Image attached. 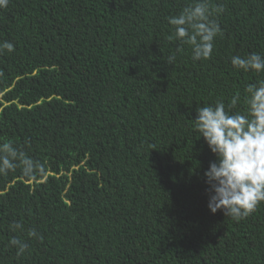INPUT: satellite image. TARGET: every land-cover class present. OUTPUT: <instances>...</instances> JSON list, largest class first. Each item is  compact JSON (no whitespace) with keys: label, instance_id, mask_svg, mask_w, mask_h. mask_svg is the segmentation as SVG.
Wrapping results in <instances>:
<instances>
[{"label":"trees","instance_id":"1","mask_svg":"<svg viewBox=\"0 0 264 264\" xmlns=\"http://www.w3.org/2000/svg\"><path fill=\"white\" fill-rule=\"evenodd\" d=\"M194 2L0 8V43L15 45L0 52V142L44 166L33 180L20 167L0 176V264H264V202L239 222L213 214L204 171L216 157L193 131L197 106L242 103L264 79L231 64L264 55V0H209L223 35L201 61L168 40L167 17Z\"/></svg>","mask_w":264,"mask_h":264},{"label":"clouds","instance_id":"2","mask_svg":"<svg viewBox=\"0 0 264 264\" xmlns=\"http://www.w3.org/2000/svg\"><path fill=\"white\" fill-rule=\"evenodd\" d=\"M8 3L9 0H0V8H6ZM222 12L221 5L212 8L209 0H195L179 15L167 17L173 27L168 40L188 45L194 61L210 59L215 38L223 35L220 24L212 17ZM14 49L15 45L9 41L0 43V52ZM175 61V54L166 60L171 65ZM231 64L245 72L264 73V55L260 53L253 52L247 57L234 55ZM244 92L242 103L237 93L227 107L222 99L207 106H197V116L193 119V131L203 137L216 157L204 171L208 208L213 214L221 210L237 222L252 215L264 202V79L249 83ZM238 105L240 110L233 111ZM17 167L27 180L44 174V166L11 141L0 142V176H7ZM10 228L22 230L23 225L14 222ZM28 236L42 239L35 229H30ZM10 244L17 249V256L29 249L28 243L15 237Z\"/></svg>","mask_w":264,"mask_h":264},{"label":"bare ground","instance_id":"3","mask_svg":"<svg viewBox=\"0 0 264 264\" xmlns=\"http://www.w3.org/2000/svg\"><path fill=\"white\" fill-rule=\"evenodd\" d=\"M235 31V30H234Z\"/></svg>","mask_w":264,"mask_h":264}]
</instances>
